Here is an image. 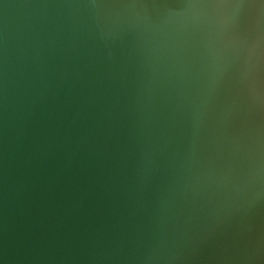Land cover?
Segmentation results:
<instances>
[{
	"label": "water",
	"instance_id": "95a60500",
	"mask_svg": "<svg viewBox=\"0 0 264 264\" xmlns=\"http://www.w3.org/2000/svg\"><path fill=\"white\" fill-rule=\"evenodd\" d=\"M0 264H264V0H0Z\"/></svg>",
	"mask_w": 264,
	"mask_h": 264
}]
</instances>
